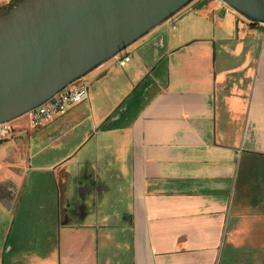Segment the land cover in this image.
Returning a JSON list of instances; mask_svg holds the SVG:
<instances>
[{
    "label": "crops",
    "instance_id": "0c3cea01",
    "mask_svg": "<svg viewBox=\"0 0 264 264\" xmlns=\"http://www.w3.org/2000/svg\"><path fill=\"white\" fill-rule=\"evenodd\" d=\"M118 72L126 78L112 77ZM83 78L87 97L64 113L37 127L26 115L11 120L12 135L0 140V216L9 219L40 191L38 173L48 174L52 204L57 195L64 205L72 179L105 188L83 165L71 172L64 158L73 148L36 165L17 154L4 159L23 149L15 142L23 132L87 122L78 143L89 157L94 132L95 161H113L128 240L115 237L113 221L86 224V208L62 224L47 254H10L2 236L0 264H264V27L223 0H189Z\"/></svg>",
    "mask_w": 264,
    "mask_h": 264
},
{
    "label": "water",
    "instance_id": "95a60500",
    "mask_svg": "<svg viewBox=\"0 0 264 264\" xmlns=\"http://www.w3.org/2000/svg\"><path fill=\"white\" fill-rule=\"evenodd\" d=\"M188 1L19 0L0 14V122L44 102ZM223 1L264 21V0ZM87 190L79 188L72 208L79 218Z\"/></svg>",
    "mask_w": 264,
    "mask_h": 264
},
{
    "label": "rangeland",
    "instance_id": "374dc122",
    "mask_svg": "<svg viewBox=\"0 0 264 264\" xmlns=\"http://www.w3.org/2000/svg\"><path fill=\"white\" fill-rule=\"evenodd\" d=\"M18 0H0V14L10 4L16 3ZM167 28V27H165ZM147 73H143L136 81L141 84L138 88L143 86L148 78ZM117 77L119 80L126 78V72H118L112 77ZM147 78V79H145ZM111 84L115 85L114 81ZM90 89V84L87 82ZM110 87V86H109ZM134 91V92H133ZM134 85L126 94L123 102L127 100V97L132 92L135 93ZM130 92V93H129ZM25 117V116H23ZM58 124V122H55ZM55 124V126L57 125ZM101 129H104L105 124L102 125ZM50 124L39 127L37 130L32 132H23L21 137L17 138L15 142H19L23 146V149L18 151L17 148L7 150L4 159H17L18 158L29 159L31 165L45 163L52 159H58L62 154L71 151V155L64 158L70 159L69 168L73 174H78L80 165L88 168V172H93L95 177L105 186L103 189H98L97 186L90 184L88 191L84 196V202L86 208L89 211L88 215L82 220L91 225L96 230L95 225H100L101 221L109 222L113 221V233L118 239L128 240V225L124 219V210L126 209L127 200L125 199L124 193L121 191L123 182L121 179H116L110 172L111 166L114 163L106 164V161H95L96 158V142L94 132H90L92 137L90 149H88V156L85 157L83 153L87 149L85 146L80 147L79 140L83 136L84 130L87 127V122L77 123V121L71 123L68 127L64 128L62 133L57 128H52ZM98 131L99 128H98ZM114 133L106 136L108 143H113L117 136L115 130ZM104 130H101V137H103ZM105 139V140H106ZM5 144V143H4ZM113 145V144H112ZM2 145H0L1 147ZM75 146V147H74ZM16 155V156H17ZM84 156V157H83ZM109 159H114L110 154L106 155ZM84 159H91L92 161H86ZM82 163V164H80ZM88 166V167H87ZM108 171L106 170V167ZM37 183L40 191L32 196H29L27 200L23 198L21 206L18 210L12 214L9 219L6 217L9 214L0 216V243H3L2 236L6 239V248L12 247L13 249L10 254L15 255H27L31 250L36 249L41 254H47L48 250L56 245L58 248L60 241V227L65 222L72 221V208L77 204L79 200V185L72 179L71 190L68 195L60 199L64 205L59 204V198L57 195L54 197V204L50 203V194L48 189L50 188V182L48 174L45 172L37 174ZM32 179V178H31ZM30 181H27L25 190L31 189ZM25 193V197H26ZM28 195V194H27ZM30 200V201H28ZM66 200L69 201V205L66 204ZM73 201V202H72ZM42 204V206L40 205ZM14 217V221L12 220ZM101 227L103 225H100ZM100 235V234H99Z\"/></svg>",
    "mask_w": 264,
    "mask_h": 264
},
{
    "label": "built area",
    "instance_id": "2783aa9c",
    "mask_svg": "<svg viewBox=\"0 0 264 264\" xmlns=\"http://www.w3.org/2000/svg\"><path fill=\"white\" fill-rule=\"evenodd\" d=\"M248 20L253 24L264 27V21ZM128 59L129 55L124 54L119 58V63L124 64ZM87 94V85L82 75L69 82L44 102L22 114L26 115L25 123L30 127L41 126L57 115L64 113L70 105L85 99ZM13 130L14 125L11 120L0 122V140L10 137Z\"/></svg>",
    "mask_w": 264,
    "mask_h": 264
},
{
    "label": "trees",
    "instance_id": "16d2710c",
    "mask_svg": "<svg viewBox=\"0 0 264 264\" xmlns=\"http://www.w3.org/2000/svg\"><path fill=\"white\" fill-rule=\"evenodd\" d=\"M18 1H19V0H18ZM18 1H17V2H18ZM17 2H16V3H17ZM14 4H15V3H14ZM12 5H13V4H10V5H9V6H8L3 12H1V14L5 13V12L7 11V9H8L10 6H12ZM0 8H1V7H0Z\"/></svg>",
    "mask_w": 264,
    "mask_h": 264
},
{
    "label": "flooded vegetation",
    "instance_id": "af4514ba",
    "mask_svg": "<svg viewBox=\"0 0 264 264\" xmlns=\"http://www.w3.org/2000/svg\"><path fill=\"white\" fill-rule=\"evenodd\" d=\"M79 202H80V201H79ZM79 202H78V203H79Z\"/></svg>",
    "mask_w": 264,
    "mask_h": 264
}]
</instances>
